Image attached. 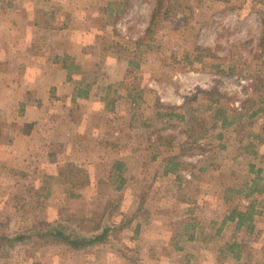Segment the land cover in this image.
I'll use <instances>...</instances> for the list:
<instances>
[{
  "label": "rangeland",
  "instance_id": "obj_1",
  "mask_svg": "<svg viewBox=\"0 0 264 264\" xmlns=\"http://www.w3.org/2000/svg\"><path fill=\"white\" fill-rule=\"evenodd\" d=\"M14 8L84 38V49L74 51L90 55L83 69L72 56L56 59L63 66L70 58L68 80L76 78L80 88L111 84L107 99L113 87L151 95L149 109L132 107L129 129L156 149L96 169L93 186L73 157L43 168L35 181L3 186L0 236L36 234L54 222L74 229L91 213L105 214L102 224L112 233L106 244L84 251L33 237L0 255V264H264V0H0V18L13 17ZM18 59L26 64L27 57ZM106 65L119 69L104 72ZM24 109L16 105L14 117ZM17 119L8 122L0 111L1 145L29 131ZM110 119L97 115L95 122ZM52 124L36 131L57 136L50 160L60 162L62 133L71 130ZM17 173L11 175L25 174ZM252 204L253 230L226 222ZM93 226L85 222L87 230Z\"/></svg>",
  "mask_w": 264,
  "mask_h": 264
},
{
  "label": "crops",
  "instance_id": "obj_2",
  "mask_svg": "<svg viewBox=\"0 0 264 264\" xmlns=\"http://www.w3.org/2000/svg\"><path fill=\"white\" fill-rule=\"evenodd\" d=\"M14 10L13 17L0 18V111L8 122L18 118L16 123L19 122L20 127L29 131L20 130L10 145L0 144V194H5L1 189L3 186L35 181L43 176V168L48 171L59 164L64 165L72 157L80 167L88 169L90 185L93 186L99 183L96 169L111 168L112 163L118 160L126 162L127 154H136L139 150L153 152L156 145L142 146L143 141L135 137L134 129H129L134 118L132 107L139 102L149 109L151 95H143L141 90L135 91L134 87L124 92H117L113 87L107 99L104 98V90L111 84L103 86L96 82L88 84L86 89L80 88L76 78L68 80L69 70L59 65L56 59L72 56L81 67L80 64L90 55L74 51L84 49V38L71 36L70 30L65 31L63 27L57 31L49 18L35 20L28 18V12H21V16L18 8ZM52 41L53 48L50 45ZM22 57H27L26 64L18 59ZM13 63L16 66L10 67ZM116 68L119 69L117 66L106 65L102 71L110 72ZM8 73L18 74V80L16 76L6 75ZM80 90L87 91L88 95L80 97ZM115 93L118 96L114 99ZM19 104H25L24 112L21 117H14L13 110ZM97 115H110L111 119L98 125L95 122ZM124 122H128V127L122 126ZM46 123L70 127L71 131L62 133L63 154L58 159L60 162L50 160L53 156L52 145L57 136L54 139L50 135L41 137L36 131ZM114 126L120 129L113 130ZM89 139L93 140V144L86 146ZM157 147L158 153H165L166 147L160 143ZM70 153L72 156L68 157ZM85 155L88 157L84 158ZM109 159L110 164H107ZM151 159L155 160L156 155ZM85 161L89 162L85 164ZM127 167L130 168V165L127 164ZM18 170L25 172L21 174L22 179L11 175H18ZM165 171L167 173V169ZM151 175L148 174L147 178L151 179Z\"/></svg>",
  "mask_w": 264,
  "mask_h": 264
},
{
  "label": "trees",
  "instance_id": "obj_3",
  "mask_svg": "<svg viewBox=\"0 0 264 264\" xmlns=\"http://www.w3.org/2000/svg\"><path fill=\"white\" fill-rule=\"evenodd\" d=\"M67 60L69 61L70 58H64L63 59V67L65 69H68L72 73V65L67 64ZM78 95L80 97H86L88 95L87 91H79ZM256 113L253 114V116ZM223 127H226V125H229V123L224 120L222 122ZM4 127L5 123L3 122L0 125V139L4 135ZM12 140H9L10 143ZM1 142V141H0ZM123 166L121 163H116L114 168L116 171H120ZM75 170V169H74ZM77 172H80L81 170L77 169ZM64 174H61L60 176H63ZM121 177V174L120 176ZM123 181V180H122ZM124 183V181H123ZM81 185H75V187L78 186H85L86 183H80ZM119 189V188H118ZM255 214V207L253 204L248 207L245 211H239V210H233L231 214L226 218V222H237L238 228L242 227L243 225H247L248 229L254 228L252 225L253 219ZM105 214H98V213H91L90 216L86 217L84 220H82L81 225L75 227L72 229L70 225L65 226L64 223L60 222H54V223H46L43 224L40 231L35 232L36 234H19L15 236H0V255L5 256L8 255V251L16 246L18 243H25L26 241L30 240L33 237H38L40 241L48 244H65L69 246L70 248L76 250V251H84L86 249L92 248L94 246H101L108 242L111 233L112 228L109 226H103L102 220L104 218ZM85 222H94V226L90 228L89 230L85 227ZM195 239L194 234L189 235V240L193 241ZM235 249H240L238 245H235L231 248L232 252L234 253ZM238 256V254H237Z\"/></svg>",
  "mask_w": 264,
  "mask_h": 264
}]
</instances>
